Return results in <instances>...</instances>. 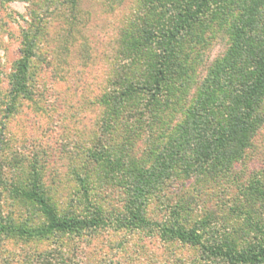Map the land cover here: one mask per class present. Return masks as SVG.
Segmentation results:
<instances>
[{
	"label": "rangeland",
	"instance_id": "1",
	"mask_svg": "<svg viewBox=\"0 0 264 264\" xmlns=\"http://www.w3.org/2000/svg\"><path fill=\"white\" fill-rule=\"evenodd\" d=\"M202 9L200 0H0V176L8 184L4 189L0 183V220L15 223L22 231L45 227L41 206L17 192L33 181L59 215L97 214L100 220L97 232L91 234L50 232L38 237V232L37 237H29L12 232L0 237V264H48L47 259L56 264H204L197 247L179 242L166 246L147 230L142 237L136 229L119 225L132 199L128 168L146 146L140 132L143 119L129 113L132 106L146 103L148 96H122L118 102L112 93L114 80L151 77L150 65L143 67L128 46V34L166 35L182 24L191 26L189 17L199 18L201 23L192 27L197 33L202 25L210 27L200 19ZM72 19L86 32L84 42L91 47L90 58L81 63L91 69H84L77 83L60 76L58 57L52 54ZM195 41L196 37L188 38L185 48H194ZM210 43L207 47L212 46L213 53L223 46V42ZM29 44L35 48L29 67L30 94L13 98L10 78ZM61 53L69 55L67 50ZM202 72L194 68L186 74L194 77L185 83L193 84ZM176 80L172 75L157 103L169 117L177 112L166 102L173 97ZM102 132L113 135L96 159L89 150L96 148ZM259 151L260 147L230 165L218 164L213 194L207 184L201 187L207 176L187 179L173 190L175 198L200 186L195 200L206 199L219 212L214 222L222 223V214L229 217L225 229L211 231L206 239L223 238L251 247L264 240V149L263 154ZM161 191L170 196L172 189ZM156 199L153 196L152 202ZM255 264H264V258Z\"/></svg>",
	"mask_w": 264,
	"mask_h": 264
},
{
	"label": "trees",
	"instance_id": "2",
	"mask_svg": "<svg viewBox=\"0 0 264 264\" xmlns=\"http://www.w3.org/2000/svg\"><path fill=\"white\" fill-rule=\"evenodd\" d=\"M200 2L203 6L200 19L210 27L199 26L197 33L192 27L201 22L198 17H189L191 26L182 24V27L167 31L166 35L157 31L147 35L128 34L131 41L128 46L133 47L141 62H144L143 67L150 65L151 77L140 75L114 80L112 93L118 102L122 96H148L146 103L132 106L134 111L131 109L129 113L134 114L133 117L138 118L136 120L143 119L140 132L146 146L142 148L140 156L134 158H138V161L136 159L128 168V178H132L129 183L132 199L128 214L119 225L136 229L142 237V232L147 230L149 235L159 237L166 246L179 242L197 247L204 264H255L264 258V240L255 242L251 247L250 244L236 245L223 238L206 239L211 231L225 229L224 223L229 225V217L222 214L219 217L222 223L217 225L214 221L218 220L219 212L207 205L206 199L196 201L195 197L206 184L213 194V187L216 186L213 177L218 164L230 165L231 161H237L259 147L258 154H263L264 0ZM70 25L71 28L63 31V42L59 47H54L52 54L58 57L60 76L67 83H77L76 78L86 73L84 69H91L88 64L81 65L90 58L91 47L84 42L86 32L74 26L73 19ZM194 37L196 46L186 49L187 39ZM153 42L156 44L152 45ZM210 42H223V46L213 53V47H207ZM158 44H161L160 48L156 47ZM34 50V45L30 44L23 49L11 75L10 93L13 98L24 99L30 94L29 67ZM62 50L69 51V55H63ZM78 65L80 70L77 69ZM194 68L202 69V75L193 84L187 85L185 80L194 76L186 74L192 73ZM172 75L177 77L176 87L171 89L173 97L166 102L174 105L177 112L174 117H169L168 113L164 114L166 109L160 108L162 105L157 103L170 86L168 83ZM181 91L187 92L179 96ZM112 135L105 132L98 135L96 148L89 150L94 158H98ZM137 150L140 152L139 148ZM2 176L0 183L5 189L8 184L2 181ZM201 177H206L201 187L194 185L173 198V190L176 186L181 187L180 182L184 184L187 179ZM30 185L27 189L17 188V192L41 206L45 227L35 232L33 229L22 231L15 223L0 220L1 238L12 235V232L26 233L29 237H37L38 232V237L48 236L50 232H97L100 223L97 214L82 217L59 215L48 202L47 195L39 191L38 183L33 181ZM162 188L172 189L171 195L161 191ZM153 196L157 198L155 203L152 202ZM221 198L219 196L217 200ZM46 261L56 264L55 261Z\"/></svg>",
	"mask_w": 264,
	"mask_h": 264
}]
</instances>
